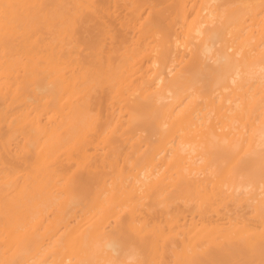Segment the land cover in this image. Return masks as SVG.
Listing matches in <instances>:
<instances>
[{"label":"bare ground","instance_id":"bare-ground-1","mask_svg":"<svg viewBox=\"0 0 264 264\" xmlns=\"http://www.w3.org/2000/svg\"><path fill=\"white\" fill-rule=\"evenodd\" d=\"M0 264H264V0H0Z\"/></svg>","mask_w":264,"mask_h":264}]
</instances>
